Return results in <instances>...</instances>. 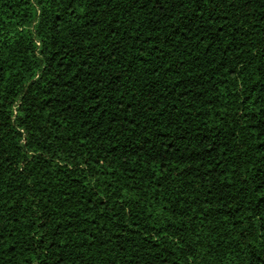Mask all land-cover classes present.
Here are the masks:
<instances>
[{
	"label": "trees",
	"instance_id": "16d2710c",
	"mask_svg": "<svg viewBox=\"0 0 264 264\" xmlns=\"http://www.w3.org/2000/svg\"><path fill=\"white\" fill-rule=\"evenodd\" d=\"M0 264H264V0H0Z\"/></svg>",
	"mask_w": 264,
	"mask_h": 264
}]
</instances>
